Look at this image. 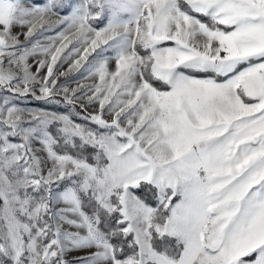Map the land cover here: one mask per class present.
I'll return each mask as SVG.
<instances>
[{
  "label": "snow or ice",
  "instance_id": "6c2138e0",
  "mask_svg": "<svg viewBox=\"0 0 264 264\" xmlns=\"http://www.w3.org/2000/svg\"><path fill=\"white\" fill-rule=\"evenodd\" d=\"M0 264H264V0H0Z\"/></svg>",
  "mask_w": 264,
  "mask_h": 264
},
{
  "label": "rangeland",
  "instance_id": "374dc122",
  "mask_svg": "<svg viewBox=\"0 0 264 264\" xmlns=\"http://www.w3.org/2000/svg\"><path fill=\"white\" fill-rule=\"evenodd\" d=\"M67 67H68V65L65 64V65H64V68H63L62 70H66ZM75 78H76L75 76H70V77H68V79H70V80H75ZM64 79H65V77H61V82H62ZM90 82H91V81H89V83H90ZM72 86L75 87V86H76L75 83H73ZM34 104H35V102H33V106H34ZM69 258H71V257H69Z\"/></svg>",
  "mask_w": 264,
  "mask_h": 264
}]
</instances>
